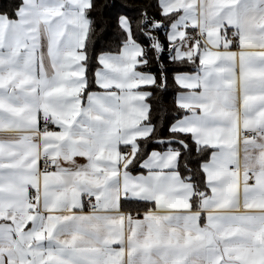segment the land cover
I'll use <instances>...</instances> for the list:
<instances>
[{"label": "snow or ice", "instance_id": "snow-or-ice-1", "mask_svg": "<svg viewBox=\"0 0 264 264\" xmlns=\"http://www.w3.org/2000/svg\"><path fill=\"white\" fill-rule=\"evenodd\" d=\"M0 133V264H264V0H5Z\"/></svg>", "mask_w": 264, "mask_h": 264}, {"label": "trees", "instance_id": "trees-1", "mask_svg": "<svg viewBox=\"0 0 264 264\" xmlns=\"http://www.w3.org/2000/svg\"><path fill=\"white\" fill-rule=\"evenodd\" d=\"M5 0H0V4L4 3ZM102 2H106V3H111L112 0H102ZM116 3H120L121 0H115ZM124 2L128 3V4H136V3H141L143 2V0H124ZM108 35L110 36L111 33L109 32Z\"/></svg>", "mask_w": 264, "mask_h": 264}, {"label": "crops", "instance_id": "crops-1", "mask_svg": "<svg viewBox=\"0 0 264 264\" xmlns=\"http://www.w3.org/2000/svg\"><path fill=\"white\" fill-rule=\"evenodd\" d=\"M4 136V134L3 133H0V137H3Z\"/></svg>", "mask_w": 264, "mask_h": 264}]
</instances>
